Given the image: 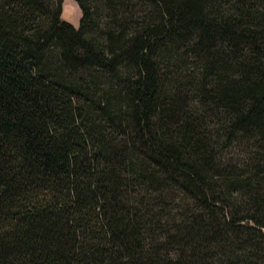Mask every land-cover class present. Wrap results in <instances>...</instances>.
I'll list each match as a JSON object with an SVG mask.
<instances>
[{"label": "trees", "instance_id": "16d2710c", "mask_svg": "<svg viewBox=\"0 0 264 264\" xmlns=\"http://www.w3.org/2000/svg\"><path fill=\"white\" fill-rule=\"evenodd\" d=\"M0 0V264H264V0Z\"/></svg>", "mask_w": 264, "mask_h": 264}, {"label": "rangeland", "instance_id": "374dc122", "mask_svg": "<svg viewBox=\"0 0 264 264\" xmlns=\"http://www.w3.org/2000/svg\"><path fill=\"white\" fill-rule=\"evenodd\" d=\"M80 15V9L75 0H62L60 12L61 18L69 21L74 26H78Z\"/></svg>", "mask_w": 264, "mask_h": 264}]
</instances>
